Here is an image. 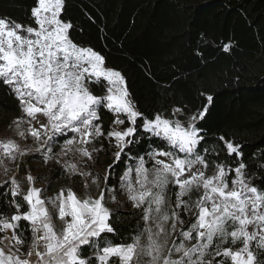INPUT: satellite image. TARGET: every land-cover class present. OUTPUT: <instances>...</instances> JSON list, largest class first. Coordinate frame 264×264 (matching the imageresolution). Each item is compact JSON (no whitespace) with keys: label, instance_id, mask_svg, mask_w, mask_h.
I'll list each match as a JSON object with an SVG mask.
<instances>
[{"label":"snow or ice","instance_id":"obj_1","mask_svg":"<svg viewBox=\"0 0 264 264\" xmlns=\"http://www.w3.org/2000/svg\"><path fill=\"white\" fill-rule=\"evenodd\" d=\"M66 8L67 0H33L27 24L0 17V86L20 112L13 137L0 140L12 209L0 213V233L11 232L0 264H264V176L256 184L251 171L264 174V154L250 168L242 145L211 141L212 95L200 93L206 103L193 109L168 85L174 103L146 115L125 75L75 42ZM101 153L109 155L103 175L92 170ZM34 154L57 180H83L84 195L61 185L42 197ZM26 156L22 184L13 173ZM122 197L137 217L127 236L110 206Z\"/></svg>","mask_w":264,"mask_h":264},{"label":"trees","instance_id":"obj_2","mask_svg":"<svg viewBox=\"0 0 264 264\" xmlns=\"http://www.w3.org/2000/svg\"><path fill=\"white\" fill-rule=\"evenodd\" d=\"M32 5L33 0H0V17L27 24ZM66 11L75 25V42L93 47L107 66L125 75L146 115L173 104V95L193 109L212 95L205 123L211 141L231 138L243 146L250 168L259 162L264 154V0H67ZM228 43L232 50L225 53L222 45ZM168 85L173 95L162 91ZM19 114L17 102L0 86V132ZM103 119L107 128L111 115ZM251 171L259 184L264 174ZM57 176L58 170L48 166L39 177L45 183L42 195L84 182ZM6 189L10 186L0 179V213L7 217L12 209L10 197L2 194ZM110 206L119 214L115 226L126 236L134 234L132 207L123 197Z\"/></svg>","mask_w":264,"mask_h":264},{"label":"rangeland","instance_id":"obj_3","mask_svg":"<svg viewBox=\"0 0 264 264\" xmlns=\"http://www.w3.org/2000/svg\"><path fill=\"white\" fill-rule=\"evenodd\" d=\"M85 46V45H84ZM107 66V65H106ZM109 67V66H108ZM117 70V69H116ZM119 71V70H118ZM13 131L7 127L4 131L0 132V140H4L7 138H12L13 137ZM108 154L101 153L96 157L97 162L94 164L92 170L94 173H99L103 175L104 168L107 164L106 157ZM7 164L8 168H13L14 166L11 163L5 162ZM22 167L21 170L13 173L16 175V178L18 181H20L23 184L24 177L28 174L26 171L29 168V157H25L24 161L22 162ZM50 166V165H49ZM30 167H31V175L34 177H37V181L35 186L38 188L43 189L45 186V183L40 180L39 177L43 175V172L48 168V166L43 165V161L38 158H32L30 161ZM0 179L2 181H7L9 179L8 175H5L2 170V166H0ZM74 191H76L79 195H84V188L83 187H78L76 184L73 183L71 185ZM55 194H45V196H53ZM130 205V204H129ZM131 206V205H130Z\"/></svg>","mask_w":264,"mask_h":264},{"label":"crops","instance_id":"obj_4","mask_svg":"<svg viewBox=\"0 0 264 264\" xmlns=\"http://www.w3.org/2000/svg\"><path fill=\"white\" fill-rule=\"evenodd\" d=\"M42 197H44V195H42ZM5 236L10 239L11 232L10 231H6V232L0 233V247L7 248L9 246V240L8 239H2Z\"/></svg>","mask_w":264,"mask_h":264}]
</instances>
